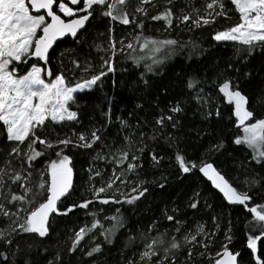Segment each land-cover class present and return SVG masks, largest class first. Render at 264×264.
<instances>
[{
  "label": "trees",
  "instance_id": "1",
  "mask_svg": "<svg viewBox=\"0 0 264 264\" xmlns=\"http://www.w3.org/2000/svg\"><path fill=\"white\" fill-rule=\"evenodd\" d=\"M209 2L211 0H173L170 5L174 13L173 23L169 26L165 20L151 19L163 11L167 0H154L155 7L152 4L145 5L148 9L146 16L135 12L140 0H126L129 19L132 16L137 17V22L142 19V28L134 23L124 25L119 21H112L102 15L106 7L94 6V18L86 23L77 38L67 36L58 41L49 51L48 63L40 61L37 64L45 69L43 75L46 81L54 79L57 74H63L69 86L90 79L100 71L106 73L91 89L78 91L74 95L75 102L71 104V110L78 113L76 121L55 124L49 120L47 128L40 133L41 138H47L53 143L66 137H71L75 142L80 133L91 140V133L95 130H99L101 136L91 148L69 145L64 149V154L71 157L72 189L71 195L61 198L60 210L63 211L73 203L78 205L83 200L93 199V186L106 184L114 169L119 174L121 168L113 163L112 156L126 147V137L136 147L143 146L144 152L139 161L142 167L135 173L127 174L129 188L120 190L130 192L133 183L143 181V187L148 191L131 205H103L96 200L88 209L77 208L66 216L53 214L49 234L45 238L25 233L17 237L11 247L0 241V253H7V264H13V254L15 264H49L57 255V264H129V261L141 264L144 245L153 237L164 233L166 240L170 241L175 236L180 244V248L170 254L167 264H172L171 256L175 257V264H209V256L214 257L225 244L232 252L240 253L238 264H254L250 249L247 248L248 226L253 220L252 214L243 205L226 203L221 194L201 175L199 168L202 163H212L233 187L249 191L253 199L247 207L264 204V160L257 162L248 145L234 143L235 138L242 135V129L237 125L233 113L224 109L229 103L219 92V85L225 79L230 80L233 86L239 85V90L247 98L245 108L253 112V118L246 123L264 118V46H257L250 53L246 50L238 53L237 48L243 47L238 43L216 42L212 39L216 31L233 26L239 20V12L231 0H224L227 18L217 17L212 24L194 28L191 21L181 23L176 19L182 11L188 14L193 9H198L201 15L205 14L206 4ZM137 35L157 41L173 39L178 41V46L170 57L160 65H153V71L149 72L146 65L152 64L153 56L157 59L162 57L160 53L140 49L139 44L143 41H137ZM110 37L114 38L116 48L114 70L111 72L102 67L104 59L112 55L111 51H105ZM121 40L125 44L123 51ZM190 42L197 45L194 52ZM128 43L135 46L134 53L126 48ZM129 53L139 59L134 61L128 58ZM73 60L81 67L77 68ZM32 63H37L35 58L26 65H20V74H25ZM128 64L137 70L138 78L143 83L147 82L146 77L160 78L168 68L167 71H171V67L182 66L184 85L179 104L183 111L174 116V120L179 122L175 128L172 127V122L163 127L154 123L149 125L132 109L120 106L118 95L113 90V77L120 74ZM49 70L53 73L51 77L47 76ZM189 77L200 80L205 97L211 98V116L207 115L208 106L198 104L193 98L195 91L187 89L186 81ZM217 110L219 116L216 115ZM217 123L222 124L219 131L216 130ZM0 129V167H3L14 144L7 140L1 122ZM23 147L26 148V145ZM37 150L45 149L38 145ZM59 150V147L48 149L45 157L33 162V186L39 184L40 173L52 159H56L55 153ZM153 153L160 159L159 164L152 161ZM178 153L184 156L186 164L195 162L197 167L183 173L176 160ZM98 156L107 159H99ZM11 164L16 169L21 167V162L15 158L11 160ZM24 167L27 168L26 162ZM123 167L126 168V164ZM97 171L100 172L99 176H95ZM45 177L47 178L46 172ZM246 179H255L257 183L249 188L244 183ZM161 185L164 187L161 188ZM13 191L19 193L22 190L13 186ZM45 199L46 190L36 197L32 206H38ZM117 199L122 198L118 196ZM0 202L4 201L0 199ZM192 202H198L196 209L190 207ZM117 209L126 218L127 226L118 230L111 243L100 235L101 229L97 228L80 242L76 251H69L74 232L82 226L90 227L93 223L92 213H96L95 219H99L107 228L111 222L106 217L115 215ZM12 210L15 211L14 208ZM167 215H172L174 221L169 222ZM7 223L5 218L0 217V228L6 227ZM198 225H202L209 236H198L195 244L186 242L185 236L194 234ZM150 226L153 227L151 231ZM229 229L230 242L226 239ZM129 237L133 239L130 240ZM205 239L209 245L207 251L202 247ZM94 241L101 244V251L88 257L86 251L94 246ZM190 248L193 250L191 259L188 255ZM258 251L264 252V241H258ZM159 252L160 255L153 257L151 264H157L163 258V247L159 248ZM202 252L205 253L203 256ZM0 264L3 262L0 261ZM143 264H149V261L145 260Z\"/></svg>",
  "mask_w": 264,
  "mask_h": 264
},
{
  "label": "snow or ice",
  "instance_id": "2",
  "mask_svg": "<svg viewBox=\"0 0 264 264\" xmlns=\"http://www.w3.org/2000/svg\"><path fill=\"white\" fill-rule=\"evenodd\" d=\"M173 0H167L163 11L152 20H165L168 25L173 23L174 13L170 5ZM239 12V20L233 26L224 30L216 31L212 39L216 42L232 41L243 46L237 48V52L248 51L249 53L257 46H264V0H231ZM152 4L155 7L154 0H140L135 12L147 15L148 9L145 5ZM82 5V6H81ZM106 7L102 12L105 17L112 21H119L124 25L130 23L137 27H143V20L137 22V17L132 16L129 19V13L126 11V0H0V122L6 132V138L13 143L11 151L8 153V159L5 160L3 167H0V217L5 218L8 223L6 227L0 228V241L6 246L11 247L17 237L25 233H34L40 238H45L49 234L51 227V217L55 215H68L77 208L88 209L91 204L99 200L100 204L108 205L110 203L133 204L136 200L143 197L148 191L143 187V181L133 183L130 192L121 191L128 189L129 181L126 179L128 173H135L142 167L139 161L142 158L144 147H136L133 141L126 137V147L118 150V154L112 156V161L121 168L119 174L113 170L112 177L102 183L100 187L93 186L91 194L93 199L83 200L78 205L73 203L68 205L63 211L60 210L62 197L71 195L72 189V167L71 157L64 154V149L69 145L73 147L91 148L93 143L101 139L99 130L92 131L91 140L84 133L78 135L74 142L71 137L57 139L55 143L47 138H41L40 133L47 128V122L50 120L55 124L64 121H76L78 113L71 110V104L75 102L74 93L91 89L102 77L106 75L105 71H100L98 75H92L90 79L77 82L74 86H69L63 74L55 75L54 79L46 81L44 78L45 69L37 66L40 61L48 63L49 50L53 47L58 38L70 34L77 38L79 30L83 29L86 23L94 18V6ZM218 9V10H217ZM227 18L224 0H211L206 4L205 14L201 15L198 9L184 14L182 11L179 17H176L181 23L191 21L192 27L199 28L215 22L217 17ZM111 31V30H110ZM137 41H143L139 44L142 50H151L160 53V59L155 56L152 58V64L146 65L147 71H153V65H160L165 59L170 57L178 46V41L167 39L157 41L142 35L135 37ZM192 43L193 52L197 45ZM121 50L125 48L124 41H120ZM127 49L135 51L133 43L126 45ZM105 51H111L112 55L104 59L102 67H106L109 72L114 70L113 57L116 55L115 41L113 37L109 38V46ZM129 53L130 59L137 61L139 58ZM32 58L37 63H32L31 68L26 74L19 72L20 65H26ZM77 68L81 65L73 60ZM87 71V68H85ZM53 73L47 71V76L51 77ZM201 81L195 77H189L186 81V87L195 91L193 97L198 104L207 105L208 116L212 115L210 97H205L204 89L200 87ZM233 87L235 90H233ZM199 88V91L196 89ZM219 92L224 94L229 104H234V116L237 125L242 129L244 135L237 136L235 144H247L254 153V159L257 162L264 160V118L255 120L254 123H246L253 118V112L245 108L247 98L239 90V85L233 86L231 81L225 79L219 85ZM183 108L179 103L170 108L172 114L180 113ZM216 115L219 116V110ZM171 121L175 128L178 121L174 120L173 115L167 117L161 116L156 119V124L163 127L165 121ZM75 135V132H73ZM143 133H141V138ZM142 144V140H141ZM26 145V148L23 147ZM43 146L45 150H37V146ZM59 147L56 151V159H52L46 165L44 171L40 173V182L38 185H32L33 162L38 158L45 157L46 150ZM218 147V146H213ZM15 158L21 162V167L16 169L12 167L11 160ZM99 159H107L104 156H98ZM154 164H159L160 159L156 154L151 156ZM179 162L180 170L183 173L190 172L197 167L195 162L190 165L185 163V158L179 153L176 156ZM27 163V168L24 163ZM126 164V168L123 166ZM92 171V169H90ZM199 171L204 174L215 186L223 193L229 203H238L246 207L252 214L253 220L248 226L247 248L250 249L254 264H264V252L258 251V241H264V204H258L253 207H247L253 197L249 191H241L233 187L229 180L221 175L220 171L214 168L212 163H202ZM47 173V178L45 177ZM100 172H95L99 176ZM93 179V177H90ZM118 182V183H117ZM245 184H256L255 179L244 181ZM13 186H17L21 192L13 191ZM164 185H161L163 188ZM116 191H113V189ZM46 190V199L40 202L38 206L33 207L38 195L44 194ZM109 195H105L108 194ZM199 195V194H197ZM122 199H117V197ZM190 207L196 209L198 202L190 203ZM15 209L13 211L12 209ZM94 217L90 227L82 226L74 232L71 248L69 251H76L78 245L93 230L100 228L102 235L108 243H111L112 237L118 230L127 226L126 218L120 214V209L116 214L106 217L111 222L110 227L105 228L99 219H95L96 213L91 214ZM215 219V218H214ZM169 222L174 221L172 215H167ZM179 224V221H176ZM218 226V225H217ZM150 231L153 227L150 226ZM179 231V228L177 229ZM231 229L226 234V239L230 242ZM258 233V234H257ZM209 236L202 225L197 226L196 232L185 236V241L195 244L198 236ZM166 233L153 237L144 245V251L141 253V264L148 260L151 264L153 257L160 255L159 248L163 247L164 256L157 261V264H167L170 254L180 248L175 236L171 240L165 239ZM133 239V237H129ZM166 245V246H165ZM205 251L208 250V241L202 242ZM101 251V244L94 241V246L86 251L88 257ZM192 249L188 251L189 259L192 256ZM205 253L202 252L203 256ZM240 253H233L229 250L227 244L222 246L215 256H209V264H238ZM15 254H13V264H15ZM7 253H0V261L7 264ZM59 256L49 261V264H57ZM172 264H175V257L171 256ZM28 264V262H26ZM129 264H135L129 261Z\"/></svg>",
  "mask_w": 264,
  "mask_h": 264
},
{
  "label": "rangeland",
  "instance_id": "3",
  "mask_svg": "<svg viewBox=\"0 0 264 264\" xmlns=\"http://www.w3.org/2000/svg\"><path fill=\"white\" fill-rule=\"evenodd\" d=\"M167 70L160 78L146 77L147 82L143 83L138 78L137 70L132 65H126L120 74L113 77V90L118 95L120 106L132 109L149 125L156 124V119L161 116H175L177 113L172 114L170 108L183 97L184 73L181 65L171 67V71ZM225 100L227 101L226 98ZM234 107L230 110V106L226 105L224 109L230 113L232 111L234 115ZM169 123L171 121H165V124ZM221 125L217 123L216 130L219 131ZM243 135L242 131L241 136Z\"/></svg>",
  "mask_w": 264,
  "mask_h": 264
},
{
  "label": "water",
  "instance_id": "4",
  "mask_svg": "<svg viewBox=\"0 0 264 264\" xmlns=\"http://www.w3.org/2000/svg\"><path fill=\"white\" fill-rule=\"evenodd\" d=\"M82 30V29H81ZM81 30H79V32L81 31ZM78 32V33H79ZM67 36H71L70 34H67L65 37H67ZM65 37H61V38H58V40L56 41V42H54V44L55 43H57L58 41H61L62 39H64ZM72 37V36H71ZM54 44H53V46H54ZM50 51V50H49ZM0 136H1V129H0ZM201 173V172H200ZM201 175L211 184V186H212V188L215 190V191H217V192H219L220 194H221V196L224 198V200H225V202L226 203H228V204H231V205H240V204H238V203H229V201L227 200V199H225V197H224V195H223V193L222 192H220L219 191V189H217V188H215V186L212 184V182L206 177V176H204V174L203 173H201ZM231 251V250H230ZM233 253H238V252H233Z\"/></svg>",
  "mask_w": 264,
  "mask_h": 264
},
{
  "label": "crops",
  "instance_id": "5",
  "mask_svg": "<svg viewBox=\"0 0 264 264\" xmlns=\"http://www.w3.org/2000/svg\"><path fill=\"white\" fill-rule=\"evenodd\" d=\"M226 106V105H225ZM227 106H230V110H232V108L234 107L232 104H229ZM232 112V111H231ZM230 113V112H229Z\"/></svg>",
  "mask_w": 264,
  "mask_h": 264
}]
</instances>
